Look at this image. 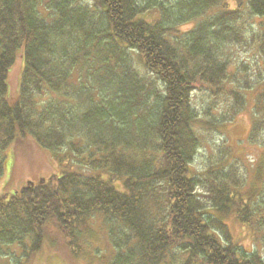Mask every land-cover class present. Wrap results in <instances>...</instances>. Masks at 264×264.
<instances>
[{"label":"trees","instance_id":"trees-1","mask_svg":"<svg viewBox=\"0 0 264 264\" xmlns=\"http://www.w3.org/2000/svg\"><path fill=\"white\" fill-rule=\"evenodd\" d=\"M228 46L264 69V0H0V180L13 143L39 155L14 151L0 256L18 244L31 259L49 226L75 252L98 214L124 226L107 264H264V191H243L231 165L192 167L197 127L234 121L245 88L264 150V79L227 85ZM203 93L220 114L195 105ZM235 224L263 251L242 249Z\"/></svg>","mask_w":264,"mask_h":264},{"label":"rangeland","instance_id":"rangeland-1","mask_svg":"<svg viewBox=\"0 0 264 264\" xmlns=\"http://www.w3.org/2000/svg\"><path fill=\"white\" fill-rule=\"evenodd\" d=\"M224 52L230 75L227 85L240 89V86H244L245 77L258 81L264 79L262 63L253 51H248L240 46H228ZM136 64L139 65V62L137 61ZM11 86L12 82L10 88ZM243 90L247 97L246 106L243 111L237 114L234 121L215 122L213 126L197 127L201 143L192 167L198 172H202L207 169H217L219 165L226 172L230 170L229 165H231L239 177L245 176L243 191L252 189H255V192L264 191V178H262L264 170L262 179H258L256 176L259 159L264 158V150L249 140L253 123L252 107L257 89L255 91L246 88ZM203 95L204 93L199 94L195 98V105L200 110L202 107L207 108L209 105H214L212 99ZM222 105H224L222 101L220 106L214 105L213 113L217 112L216 115L221 113ZM204 118V115L201 114L200 119ZM212 119L213 117L208 120L213 122ZM13 146L14 143L6 152V170L0 180V191L13 170L16 159L15 149H17V154L20 153L31 165L36 164L39 160L37 150L31 142L24 141L15 149ZM68 152V147H64L60 151L50 153L49 158H52L56 153L59 158H63ZM111 227L118 230L124 229V226L119 222L104 219L96 214L94 218L87 221L83 235H78L77 247L74 246L75 252H72L65 247L57 229L54 226H49L45 230L42 248L31 259H28L25 250L20 245L15 244L9 247L10 254L0 256V264H107L116 251L110 239L109 229ZM232 233L242 249L263 251L260 237L259 241L252 239L247 231H243L236 224L233 225Z\"/></svg>","mask_w":264,"mask_h":264}]
</instances>
